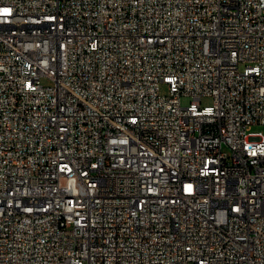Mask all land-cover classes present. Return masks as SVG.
Returning a JSON list of instances; mask_svg holds the SVG:
<instances>
[{
    "label": "built area",
    "instance_id": "1",
    "mask_svg": "<svg viewBox=\"0 0 264 264\" xmlns=\"http://www.w3.org/2000/svg\"><path fill=\"white\" fill-rule=\"evenodd\" d=\"M257 126L264 0H0V264H264Z\"/></svg>",
    "mask_w": 264,
    "mask_h": 264
},
{
    "label": "rangeland",
    "instance_id": "2",
    "mask_svg": "<svg viewBox=\"0 0 264 264\" xmlns=\"http://www.w3.org/2000/svg\"><path fill=\"white\" fill-rule=\"evenodd\" d=\"M42 83L44 84H49L50 82L47 79H42ZM167 92V88L166 86L162 85L161 86V93H166ZM183 105H186L190 102V98L188 97H182L181 100ZM201 104L202 105H210L212 104V98L210 96H204L201 98ZM255 130H263L264 131V126H257L254 128Z\"/></svg>",
    "mask_w": 264,
    "mask_h": 264
}]
</instances>
